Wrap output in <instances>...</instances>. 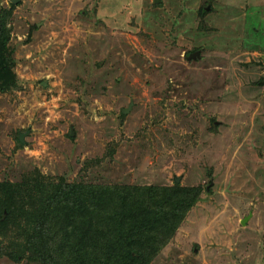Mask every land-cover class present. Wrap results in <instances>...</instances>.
Wrapping results in <instances>:
<instances>
[{
	"label": "rangeland",
	"instance_id": "obj_1",
	"mask_svg": "<svg viewBox=\"0 0 264 264\" xmlns=\"http://www.w3.org/2000/svg\"><path fill=\"white\" fill-rule=\"evenodd\" d=\"M3 11L19 88L0 93L1 182L35 170L180 179L203 193L152 264H264V0H0Z\"/></svg>",
	"mask_w": 264,
	"mask_h": 264
},
{
	"label": "trees",
	"instance_id": "obj_2",
	"mask_svg": "<svg viewBox=\"0 0 264 264\" xmlns=\"http://www.w3.org/2000/svg\"><path fill=\"white\" fill-rule=\"evenodd\" d=\"M10 16L0 13L3 94L19 88ZM259 84L264 87V77ZM114 153L109 147L104 155ZM202 193L203 187L176 181L172 186L94 184L35 170L20 182L0 181V243L8 242L0 253L34 264H152Z\"/></svg>",
	"mask_w": 264,
	"mask_h": 264
},
{
	"label": "water",
	"instance_id": "obj_3",
	"mask_svg": "<svg viewBox=\"0 0 264 264\" xmlns=\"http://www.w3.org/2000/svg\"><path fill=\"white\" fill-rule=\"evenodd\" d=\"M22 0H10V2L14 5H18ZM160 1H157V3ZM189 61H193V60H200L201 59V51H196L195 53L191 54L189 56ZM125 113V112H124ZM214 126H216V124H214ZM30 134V130H28L26 133H20L19 134V141L22 144H26L25 138ZM71 136H74V132L73 130L71 131ZM177 183H180V179H176ZM243 225H245V221L243 222Z\"/></svg>",
	"mask_w": 264,
	"mask_h": 264
}]
</instances>
